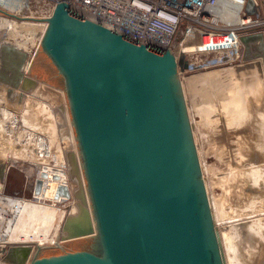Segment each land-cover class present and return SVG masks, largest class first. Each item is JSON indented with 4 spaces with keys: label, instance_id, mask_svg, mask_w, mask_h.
<instances>
[{
    "label": "water",
    "instance_id": "1",
    "mask_svg": "<svg viewBox=\"0 0 264 264\" xmlns=\"http://www.w3.org/2000/svg\"><path fill=\"white\" fill-rule=\"evenodd\" d=\"M245 12H256L253 0ZM43 20L39 48L62 86L24 70L26 52L9 42L0 44V84L52 105L70 183L53 193L70 199L53 242H89L41 256L35 242L10 244L0 264H264V225L226 259L171 50L77 16L63 0ZM5 48L16 53L11 64ZM46 177L41 167L34 193Z\"/></svg>",
    "mask_w": 264,
    "mask_h": 264
},
{
    "label": "rangeland",
    "instance_id": "2",
    "mask_svg": "<svg viewBox=\"0 0 264 264\" xmlns=\"http://www.w3.org/2000/svg\"><path fill=\"white\" fill-rule=\"evenodd\" d=\"M259 2L257 12L260 23L245 31L250 38L243 45V54L239 60L179 74L203 179L209 199L211 198L215 223L220 234L221 232L225 234L223 248L228 261L235 259L238 247L246 249L248 242L244 235L247 236L248 230L254 231L255 226L258 225V223L253 225V219L258 218V221L261 219L260 225H264L262 221L264 220V187L262 186L264 178L260 179L261 174L264 173V170L260 169L264 163V153L261 152L264 151V0ZM23 28L36 45L38 43L36 34L41 29V24L23 25ZM10 30L6 33L0 28V39L5 38L6 41L15 43L13 39L16 29ZM36 50L26 71L45 82L61 87V76L56 72L49 58L40 50L39 44ZM256 143L258 147L259 144L261 145V150H258ZM259 163L260 166L257 167ZM252 167H255L254 171ZM257 171L260 177L255 175ZM64 172L66 181L70 184L66 167ZM256 176L260 179L259 184ZM7 177L8 183L4 187L6 193L20 199H41L46 203L51 202L49 199L32 197V181H30L31 190L27 188L25 195L15 193L13 190L16 185L10 180L13 177L12 168L9 169ZM259 192L263 194L260 195ZM61 199L56 200L55 203L60 208L59 212L64 210L65 213V204H70V199ZM63 200L64 206H61L60 201ZM4 214L6 220L8 214L7 212ZM62 215L63 213L60 217L56 216L53 222L51 231L56 232L54 238L59 232ZM88 238L66 240L60 242V245H56L53 241L42 242L36 254L49 255L64 249L85 247L89 242ZM21 242L12 241L10 244Z\"/></svg>",
    "mask_w": 264,
    "mask_h": 264
},
{
    "label": "built area",
    "instance_id": "3",
    "mask_svg": "<svg viewBox=\"0 0 264 264\" xmlns=\"http://www.w3.org/2000/svg\"><path fill=\"white\" fill-rule=\"evenodd\" d=\"M61 0H0V28L8 33L15 30L13 41L22 45L18 48L26 52L28 63L34 56L41 33L51 15L54 5ZM67 9L82 18L122 34L125 37L146 44L157 50L170 49L179 74L218 64L233 63L243 54L244 43L241 35L247 29L260 23L258 17L259 0H253L256 12H245L246 0H63ZM38 21L41 29L38 43L30 40L24 26ZM2 24V25H1ZM23 29V30H22ZM18 38V39H17ZM17 39V40H15ZM6 41L0 39V44ZM13 43V42H9ZM8 91L0 84V127L4 130L2 143L4 162L9 156H20L37 161L47 172L42 185H46L53 173H63L60 162L61 145H51L53 133L31 121V107L10 106ZM26 100L32 98L29 95ZM55 135V134H54ZM57 135V134H56ZM18 146L17 148H15ZM50 172V175L48 174ZM64 180H55L56 185ZM32 197L38 198L33 192ZM5 175L0 177V197H16L4 190ZM0 211V257L11 241L3 237L5 209ZM64 214V213H63ZM63 216V215H62Z\"/></svg>",
    "mask_w": 264,
    "mask_h": 264
},
{
    "label": "bare ground",
    "instance_id": "4",
    "mask_svg": "<svg viewBox=\"0 0 264 264\" xmlns=\"http://www.w3.org/2000/svg\"><path fill=\"white\" fill-rule=\"evenodd\" d=\"M32 23H38L39 24L40 22L32 21ZM10 45L14 46V48H16V49L22 48V45L20 43H16V45L14 43H12V44L10 43ZM5 50L6 51L3 52L4 59H5V61H9L11 64L13 61H15V56H16L15 54L16 53L14 51L9 53L7 48H5ZM22 67L24 70L27 69V61L26 60H24ZM11 73H13V72H11ZM1 74L2 75H8L9 71L7 70L5 72H1ZM260 135L262 136V134H260ZM257 139H260V138H257ZM258 142H260V141L258 140ZM260 143H262V142H260ZM260 146L261 145L259 144V147H258V143H256V147L258 148V150L260 149ZM263 146H264V144H263ZM261 152L264 153V151H261ZM256 154H257V151H256ZM259 166H260V163H259V165H257V167H259ZM255 167H256V165H255ZM255 167H252V170ZM260 169L264 170V163H262ZM257 170H258V168H257ZM50 172L51 171H48L49 175H50ZM258 173L259 172L257 171L255 175H257ZM57 174L59 176V180H64V178L66 179V173H65V175L63 173H60V174L57 173ZM250 174H252V173H250ZM261 175H262L261 176L262 178L260 177V174L257 176H259L260 179H263L264 173ZM247 176H249V175H247ZM257 176H256V180L258 183V180L260 182V179ZM55 180H57V179L50 178L47 181V184L42 185L41 189L35 193L36 197L42 198V199H49L51 201L50 203L43 202V201H41V199H33L32 200L29 198L28 199H20V198H16V197H0V211L2 212V208H4L5 212H7V214H8L7 219L5 220V226H4V231H3V233H4L3 237L5 239H7V241H11V242L12 241H15V242L16 241H19V242H21V241H23V242L24 241H26V242L27 241H33L37 244H40L42 242H52L55 240L54 237H55L56 232H55V230L51 231L52 225H53V222H54L56 216L60 217L61 214L64 213L63 212L64 210H62L61 213L59 212L60 208L55 203V201L58 200L59 198H54V196H53V188L55 185ZM256 180H254V181H256ZM251 182H253V181H251ZM262 186L264 187V184ZM260 193L263 194L262 192H259V194ZM251 197H252V195H251ZM262 197H263V195H262ZM262 197L259 196V198H262ZM25 201H28V203H26ZM11 215H12V217H14L13 219H12ZM261 217L262 216L260 215V218ZM253 220H254L253 225H257V223H258L259 227L262 226V225H260L261 219H260V221H258V218L256 220L255 219H253ZM262 221H264V220H262ZM257 226H255V228ZM220 235H221V239H222V243H223V237H225V234L223 232H221Z\"/></svg>",
    "mask_w": 264,
    "mask_h": 264
},
{
    "label": "crops",
    "instance_id": "5",
    "mask_svg": "<svg viewBox=\"0 0 264 264\" xmlns=\"http://www.w3.org/2000/svg\"><path fill=\"white\" fill-rule=\"evenodd\" d=\"M7 96L9 98L10 106L20 107L22 105H29L32 110L31 121L37 125H40L44 129H49L53 133V138L51 139V145L53 147L57 148L61 145V140L59 138L56 125V119L50 108L52 107L51 104L44 103L42 100H39L36 97L28 98V100H26L24 97L20 96V92L17 89L11 90V92ZM4 133V130L2 129V127H0V177L1 172L3 171V175H5V184H7L8 172L9 169L12 168L13 177H11L10 180H12L13 184L15 183L14 185H16L13 191L15 193L25 195V191L27 188L31 190L30 181H33L35 179L40 165L37 163V161H32L20 156H14L15 158L12 156L7 157L8 160L7 164L5 165L6 162H4V154L2 152L3 149L6 148L2 143ZM17 147L18 146H16L15 148ZM63 202L64 200L60 201L61 206H64L62 204Z\"/></svg>",
    "mask_w": 264,
    "mask_h": 264
}]
</instances>
